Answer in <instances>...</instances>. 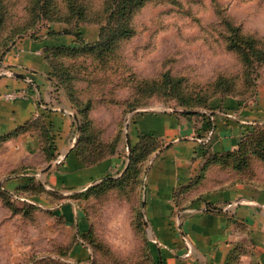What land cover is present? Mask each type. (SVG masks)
I'll return each mask as SVG.
<instances>
[{"label":"rangeland","instance_id":"rangeland-1","mask_svg":"<svg viewBox=\"0 0 264 264\" xmlns=\"http://www.w3.org/2000/svg\"><path fill=\"white\" fill-rule=\"evenodd\" d=\"M106 6L107 0H0V61L22 40L78 44L59 34L64 29L79 32L86 44L103 40L117 22V16L108 19ZM128 24L131 34L109 47L70 54L59 70L68 74L69 93L52 86L67 104L85 110L80 145L105 167L95 190L77 199L55 195L34 175L22 178L32 166L8 141L0 142V264H158L152 243L133 227L143 177L129 167L125 127L132 114L188 104L186 110L209 104L230 112L234 99L264 110V0H145ZM231 31L255 40L256 52L246 48L249 62L230 48ZM70 108L75 146L81 121ZM245 145L248 169L264 184V161L251 153H264V127ZM62 198L75 205V215L60 212Z\"/></svg>","mask_w":264,"mask_h":264},{"label":"crops","instance_id":"crops-1","mask_svg":"<svg viewBox=\"0 0 264 264\" xmlns=\"http://www.w3.org/2000/svg\"><path fill=\"white\" fill-rule=\"evenodd\" d=\"M57 45L22 40L3 56L0 138L19 130L6 141L36 168L22 178L32 174L50 192L67 197L93 185L105 167L84 163L73 149L72 110L64 95L52 92L49 64L43 57L46 47ZM19 90L26 96L5 97ZM192 111L135 112L125 127L130 145L142 135L155 137L159 144L143 172L145 235L162 264H264V187L225 181L230 172L207 159L211 152L234 149L246 124L264 122V110L250 103L230 112ZM35 122L45 125L44 134L51 136L53 156L41 149L45 137ZM50 163V169L39 174ZM214 171L221 175L213 176ZM60 202L61 213L75 215L69 199Z\"/></svg>","mask_w":264,"mask_h":264},{"label":"trees","instance_id":"trees-1","mask_svg":"<svg viewBox=\"0 0 264 264\" xmlns=\"http://www.w3.org/2000/svg\"><path fill=\"white\" fill-rule=\"evenodd\" d=\"M145 0H107V5L106 8L109 11V16L108 19L110 20V18L117 16L116 19V25H113L110 28V31L107 32L105 38L103 40H97L94 44H86L84 43L80 38L81 35L79 32L77 31H73L71 32L70 29H64L62 30V32H60L59 34L61 35H70L74 37V41L73 42H77L78 44H60L57 46H52V47H46L43 51V57L46 59V61L49 64V78L51 80L52 86L58 90L59 88H62L63 91H67L69 93V90L67 89L66 84H64L65 81V76H67L68 74H64V73H60V68L61 66H66L68 65V61L66 62L67 59H69L70 54H77L78 52L87 50V49H95L98 46L103 47V44L106 47H109L110 44H113L117 39L120 38H124L128 35L131 34V29L130 26L128 24V20L130 18V14H132L134 12V9L136 7H139ZM232 32V31H231ZM57 34V33H55ZM75 39H78L77 41ZM229 40V46L232 49H236L239 50L241 52V55L243 56L244 59H246V62H249V56L248 53L246 52V48L247 46L253 45V49L252 52H256L255 49V40L250 37V36H245L243 34H241L239 31H235V33L232 32V34L229 36L228 38ZM103 43V44H102ZM240 44H242L240 46ZM104 48V47H103ZM260 54V52H257ZM64 72V71H63ZM167 79V81H166ZM171 78H169L168 76H165V78H163V83H168V81ZM172 85L175 87V91L176 90V86L179 85V80H175L173 78V83ZM70 97V94H69ZM219 97V96H218ZM222 99V98H220ZM238 102V104H236L235 110L239 109L241 107H246L243 104L242 100H238V99H234ZM220 102H222L221 100H219ZM70 102V101H69ZM70 107H72L74 109V111L78 114L79 120L81 121V128H80V137L77 140L76 145L74 146V150L76 152V154H78V156L80 157V159L88 164V165H92V164H97L99 163V161H92L91 159H88L86 157L85 151L83 150L84 146H81L80 144L81 142V138L82 136H84V130L86 127V122H85V117L84 115H86L84 112L85 110H83L82 108L78 107V106H73V102L69 103ZM189 105V104H188ZM188 105H184L183 109H192L190 108V106ZM192 105V104H191ZM211 106L206 107V109H213L210 108ZM214 109H218L224 112H228L227 109L224 108V106H219L217 108ZM132 110V109H131ZM130 110V111H131ZM83 117V120H82ZM35 127H37V129H39L42 133L43 136L45 137V140L43 142V144L41 145V149L50 152V150L53 147V144L51 142V136L50 135H46L44 133H46L45 130L46 127L43 124H39L38 122H35ZM262 127H264V122L263 123H259V122H255L252 124H246L243 128H242V132L239 138V141L237 143V147L235 149L232 150H225V151H219V152H211L210 154H208L209 157H207L208 159V163L212 164L213 166H217L219 169L222 170H226V172H230V174L232 175L233 180L238 181L239 183H251V184H255L257 186H262L264 187V184L256 181V178L253 177L254 172L251 169H248L250 167H248V162L250 160L251 157H246V155L248 154V151L246 149V142L248 141V139H250V137L252 136V134L256 131H259ZM23 128V127H22ZM20 129L21 131L24 129ZM210 128V126H209ZM19 132V130L14 131L8 135H4L0 138V142L6 141L9 137L16 135ZM260 145V142L257 141L256 145ZM159 147V144L157 143V141L155 140V137L151 136V135H142L139 137L138 141L131 145V149H130V169L137 175L141 172V176L143 177V172H144V168L145 165L147 163V160L150 156V154ZM251 153L257 155L261 160L264 161V153L260 152V150H254L251 151ZM53 153H49L48 157L53 156ZM50 158H48L49 160ZM206 165V164H205ZM203 170H206V166H204L202 168ZM29 171L31 172H35L36 170L34 169H29ZM232 172V173H231ZM201 177V176H200ZM96 188V184L95 185H91L89 186L87 189L81 191V192H76V193H72L69 195L70 198H75L77 199L79 197V195H81L80 193H83L85 191H90V190H95ZM133 227H135V230L137 231V234L139 235V237H142V239L145 237V231H144V221H143V213H142V208L141 205L137 207V210L134 213V217H133ZM144 235V237H143ZM145 239V238H144ZM147 240V239H145ZM160 264L161 261H158ZM158 263V264H159Z\"/></svg>","mask_w":264,"mask_h":264},{"label":"water","instance_id":"water-1","mask_svg":"<svg viewBox=\"0 0 264 264\" xmlns=\"http://www.w3.org/2000/svg\"><path fill=\"white\" fill-rule=\"evenodd\" d=\"M172 110H175V111H181V112H185V113L193 112L192 110H181V109H172ZM71 115H72V117L74 118V120H76V116H75V114H74V113H71ZM51 165H52V164L50 163V164H48L47 166H45L44 168H42V169L39 171V174H42V173H45L46 171H48V170L50 169ZM101 179H103V178H99V179L95 180L94 182H92V184H94V183L100 181Z\"/></svg>","mask_w":264,"mask_h":264},{"label":"built area","instance_id":"built-area-1","mask_svg":"<svg viewBox=\"0 0 264 264\" xmlns=\"http://www.w3.org/2000/svg\"><path fill=\"white\" fill-rule=\"evenodd\" d=\"M25 96H26V91H23V90L7 92L5 94V97L6 98H10V99L22 98V97H25Z\"/></svg>","mask_w":264,"mask_h":264}]
</instances>
